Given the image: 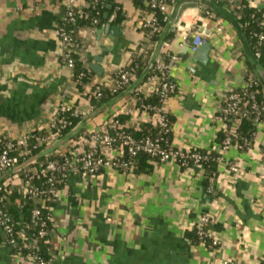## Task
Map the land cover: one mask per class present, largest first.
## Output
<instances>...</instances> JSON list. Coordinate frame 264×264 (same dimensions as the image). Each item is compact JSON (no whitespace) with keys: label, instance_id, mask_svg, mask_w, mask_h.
Returning a JSON list of instances; mask_svg holds the SVG:
<instances>
[{"label":"crops","instance_id":"crops-1","mask_svg":"<svg viewBox=\"0 0 264 264\" xmlns=\"http://www.w3.org/2000/svg\"><path fill=\"white\" fill-rule=\"evenodd\" d=\"M117 1L128 13L122 24H109V31L104 25L93 37L89 31L82 33L89 41L83 60L105 82L126 63L140 36L141 12L130 0ZM236 1L199 0V7L180 15L178 24H196L209 42L203 60L175 32L178 6L165 7L163 34L174 35L156 45L148 61L178 55L169 71L176 92L163 103L172 119L173 148H217L221 125L213 117L220 99L239 87L249 70L263 81L264 70L242 34ZM245 1L264 9V0ZM63 2L0 0V136L36 132L62 101L78 103L82 131L99 128L113 113H129L130 126L141 127L146 121L128 95L92 112L69 89L70 71L60 62L57 35ZM65 89L69 93L63 96ZM219 151L222 161L209 180L202 166L183 168L174 161L138 175L112 168L96 176L68 175L53 207L51 264H263L264 126L254 129L249 147L242 150L233 144ZM105 153L111 156L114 151ZM227 163L238 170L231 172ZM203 215L211 219L208 228L216 246L189 240ZM16 262L13 247L0 233V264Z\"/></svg>","mask_w":264,"mask_h":264},{"label":"trees","instance_id":"trees-1","mask_svg":"<svg viewBox=\"0 0 264 264\" xmlns=\"http://www.w3.org/2000/svg\"><path fill=\"white\" fill-rule=\"evenodd\" d=\"M134 8L139 10L141 21L137 27V31L140 36L136 39V43L132 49H130V56L126 63L121 68L131 69L130 72L134 73L136 80L130 82L129 85L115 89L113 87L114 78L118 71H113L109 76L110 80L105 82V78L97 77L94 71L90 68L88 63L83 60L82 53L85 47L88 45V39H83L82 33L84 30L91 33V37L94 36L98 29H101L107 23L110 25L122 24L127 18L128 13L123 5L117 0H76L70 5L71 10L75 13L76 23H69V21L63 24V21L59 19L57 27L63 25L66 32L72 37V41L67 43L63 51L70 52L72 55V66L69 68L70 80L69 89L73 91L81 101L87 102L92 112L103 109L106 105L110 104L114 99L121 95H128L129 98L136 96L134 107L138 109V112L147 113L150 116L155 113V107L162 106L160 95L157 91L144 95L143 93L137 94L136 89L141 85L147 77L153 75L154 70L148 61L150 53L154 50V47L159 45L164 39L170 38L174 35L173 32H164V24L159 30H153L154 25L146 23L145 17H155L156 20H161L166 12L164 6L175 4L179 6L185 0H130ZM205 7V11L208 10V6L204 1H201ZM234 5L239 9L236 11L238 16V22L242 34L253 54L255 47L257 46V34L264 30L262 22L264 17V9H258L248 4L245 0H237ZM63 13L69 8L66 5V0L61 3ZM205 11L203 14H205ZM95 20V21H94ZM58 35V33H57ZM147 39V41H145ZM261 56L256 60L259 67L264 70V46L261 47ZM167 53L163 56L164 62H169V56ZM60 62L65 65L62 55H60ZM248 66L252 67L251 62H247ZM246 73L244 75V81H247L249 77L252 80H257L258 84L251 85V89L258 91V97L264 98V84L258 80L252 73ZM111 81V82H110ZM110 82V83H109ZM238 88V87H236ZM236 88H232L233 90ZM137 94V95H136ZM264 100V99H263ZM63 102V103H62ZM54 113L45 117L41 128L34 134H29L26 137L25 143L19 147L9 149V154L15 156L17 159L15 169L10 172L16 176L15 181L10 183L2 191L4 199L0 203V209L5 208L9 216L14 220L12 225V236L15 238V245L13 248L19 252V258L26 256L27 254L36 256V259L32 264H39V260L49 261L54 258L55 248L53 245V233H54V217L53 207L57 200H53L51 203H43L41 194L29 197L22 192L24 183L27 181L32 187H36L39 190L54 187L55 190L60 191L65 185V181L70 174H84L88 176H96L104 171L106 168H112L120 173L138 175L143 172L150 171L153 166L159 163H163L156 156H151L148 153L138 152L135 155H130L127 148L122 146V151L118 153L117 147L121 145V141L117 136L120 134H129L132 138L138 140L145 137H162L163 142L168 141V145H171L172 138V119L166 114L168 131L165 134L159 133V129L150 121H146L141 127L130 126L129 113L120 112L115 115L110 114L104 121V132L109 136L115 138L111 142L110 147L113 150V156L111 166H101L93 173H89L82 166H79V158L84 156L90 149V145L87 141L81 144L76 142L85 137L88 140V134H92L93 131L102 135L104 132L97 128L89 131H82L80 124L83 121V114L79 111L75 113L78 106L77 102L65 103L62 101ZM70 106L66 109H62V105ZM253 114H248L241 117L237 123L232 141L242 146V150L249 147L254 132ZM229 116L225 123L227 127H231L233 121ZM58 120H63L65 125ZM56 122L55 127H50V122ZM226 132L221 130L217 136V148L202 149L191 147L184 149L185 157L183 158L185 163H180V160L176 159V163L183 168L192 167L194 164V158L191 156L196 153L198 158V164L203 167L204 172L207 174L209 180L213 172L216 170L218 163H220L221 146L225 139ZM18 136L2 135L0 136V152L5 146V142L9 139H16ZM96 155H103L101 153V147L99 142L97 143ZM165 145V143H163ZM80 149V153H76V149ZM107 156V155H106ZM66 158V161L64 159ZM56 160L63 169L56 171H50L46 168V165L50 161ZM74 169H77L74 171ZM76 172V173H74ZM65 175V176H64ZM49 176L53 177V182L50 183L47 179ZM8 204H13L11 207H7ZM18 206V207H17ZM34 208H38L40 216L46 219L47 226L45 227L46 233L43 236H38L37 232L40 228L38 225L31 222V212ZM20 234H23L27 239H23ZM35 237L33 243L31 238ZM29 238V239H28ZM4 240V237H3ZM189 240L192 244L199 243L197 231L194 228L189 233ZM25 242V243H24ZM206 245L216 246L210 239H205ZM19 261V259H18ZM51 263V262H50ZM19 264V262L17 263Z\"/></svg>","mask_w":264,"mask_h":264},{"label":"built area","instance_id":"built-area-1","mask_svg":"<svg viewBox=\"0 0 264 264\" xmlns=\"http://www.w3.org/2000/svg\"><path fill=\"white\" fill-rule=\"evenodd\" d=\"M76 0H66V5L69 6V8L61 15L60 19L63 21V24L67 23H76V16L73 10H71L70 5H72ZM187 1H196L198 2V7L200 6L199 0H185ZM154 5V0H152ZM167 6V5H166ZM164 6V10L165 7ZM239 9V6H236L235 12ZM264 17V13L262 14ZM146 23L153 24V30H159L162 27V24H165L167 22V16L165 15L161 20H156L155 17H145ZM95 21V20H94ZM178 24V23H177ZM262 25L264 27V21L262 22ZM177 32V36H179V39L182 44H185L188 49L194 53L197 48L205 42V38L203 36V31L198 29V26L193 23H185V24H178L177 29L175 30ZM57 33H58V39L60 41L61 45V55L63 57V60H65L66 67L70 68L73 64L72 62V55L70 52H64L63 48L64 46L72 41V37L66 32L63 25H59L57 27ZM257 46L255 47V50L253 52V56L257 59L261 56V47L264 46V30L259 32L257 34ZM147 41V39H145ZM169 62H164L163 58L162 60L160 58L154 60L150 65L153 66L154 73L153 75H150L147 77V79L138 86L136 89V93H143L144 95H149L152 92L157 91L160 95L162 103H164L170 96H172L176 92V84L175 82L170 78L169 71L172 64H174L178 60V55L171 54L169 56ZM131 69L126 68H119L114 80L113 87L115 89H121L127 85L130 84V82L136 80V76L134 73L130 72ZM111 82V81H110ZM109 82V83H110ZM258 84L257 80H252L251 77L248 78L247 81L242 82V84L236 88V89H230L225 94V96L220 99L219 106L216 111V114L214 115V121H218L221 125V130L226 132L225 139L223 141V145L221 146V150H224L228 148L231 145H235L237 148L242 149L241 145H238L237 143H234L232 141L234 129L237 125V123L240 121L241 117H244L246 115L253 114V124L254 127H258L260 125L264 126V98L258 97V91L252 90L251 85ZM68 89H65L63 92V96L65 94H68ZM136 94V95H137ZM136 96H132V101L135 102ZM70 106H67L65 104L62 105V109H66ZM90 108V107H89ZM155 113L153 115H149L147 113L145 114L146 121L152 122L154 125H156L159 129V133L165 134L168 131V124H167V117L166 112L163 109V104L159 108L155 107ZM82 113L78 108H76V112ZM135 112H138V109L135 108ZM142 113V112H141ZM83 114V113H82ZM117 113H113L115 115ZM231 118V121H233L231 127H227V124L225 123V120L229 117ZM59 122H62L63 125H65L63 120H58ZM145 121V122H146ZM56 122H50V127H55ZM99 129H101L104 132V125L100 126ZM35 132H21L16 139H9L5 142V146L0 152V203L4 199V195L2 194V191L5 187L9 186L10 183H13L15 181L16 176L14 174H10L11 171L15 169L17 159L15 156H12L9 154V149L14 147H19L25 143L26 137L29 134H34ZM118 138L121 141V145L118 146L116 149L118 153L122 151V146L127 148V151L130 155H135L138 152H144L148 153L151 156H156L159 158L160 161L166 162V161H176V159L180 160V163H185L184 157H185V151L182 149L173 148L170 144L168 145V141H164L162 137H145L142 139H134L129 134H120L117 133ZM115 138L113 136H109L106 132H104L102 135H99V133H96V131H93L92 134H88V140L85 137H81L76 144L84 143L85 141L88 142L90 145V149L84 156H81L78 160L79 166H82L85 170H87L89 173H93L101 166H111L112 160L115 156H106L105 151L112 149L110 147L111 142L114 141ZM101 147V153L103 155H96L95 152L98 146V143ZM165 143V145L163 144ZM80 149H76V153L79 152ZM194 158V164L193 167L200 166L198 164V158L199 156L194 153L191 155ZM65 162L66 158L64 159ZM220 161H222V156L220 158ZM227 167L231 172H236L238 169L237 167L232 163H227ZM46 168L50 171H56L59 172V170L63 169V167L58 164L56 160L50 161ZM77 169H74L76 171ZM76 173V172H74ZM86 174V173H84ZM65 176V175H64ZM50 183L53 182V177L49 176L47 179ZM22 192L29 197L36 196L37 194L42 195V202L43 203H51L54 199L56 200L59 196V191L55 190L54 187H49L47 189H41L39 190L36 187H32L27 181L24 183ZM13 204H8L7 207H11ZM18 207V206H17ZM31 222L33 224L38 225L40 228L38 229L37 235L43 236L46 233L45 227L47 226L46 219H43L40 216V212L38 208H34L31 212ZM211 219L208 215H203L201 217L200 223L195 226V229L197 231L199 243H205V239H210L213 244H216L217 241L212 237L211 231L208 228V225L210 224ZM15 224L14 220L9 216V214L6 212L5 208L0 209V233L2 237H4V241L9 244L11 247L15 245V238L12 236V225ZM23 239H27L23 234H20ZM29 239V238H28ZM32 242L34 243L35 237L31 238ZM25 243V242H24ZM14 249V248H13ZM16 255H17V264H32L33 261L36 259V256L27 254L24 257L19 258V252H17L14 249ZM19 259V261H18ZM51 260L49 261H42L39 260V264H51ZM225 263V262H224ZM264 264V263H263Z\"/></svg>","mask_w":264,"mask_h":264},{"label":"water","instance_id":"water-1","mask_svg":"<svg viewBox=\"0 0 264 264\" xmlns=\"http://www.w3.org/2000/svg\"><path fill=\"white\" fill-rule=\"evenodd\" d=\"M199 4L196 1H187V2H183L181 3L176 11V15L174 18V24H176L178 22V19L180 17V15L184 12V10H186L187 8H194L197 7ZM201 11H203V8H201ZM174 28V26L172 27V29ZM105 31H109V24H106L104 27ZM98 33L102 32V29H98L97 30ZM210 49V44L209 42L205 41L203 44H201L197 50L193 53L194 55H196V57H198V59L203 60L204 57H207L208 51ZM263 84H264V76H263Z\"/></svg>","mask_w":264,"mask_h":264},{"label":"rangeland","instance_id":"rangeland-1","mask_svg":"<svg viewBox=\"0 0 264 264\" xmlns=\"http://www.w3.org/2000/svg\"><path fill=\"white\" fill-rule=\"evenodd\" d=\"M61 52H62V49H61ZM61 55V54H60ZM33 132H35V131H33Z\"/></svg>","mask_w":264,"mask_h":264}]
</instances>
